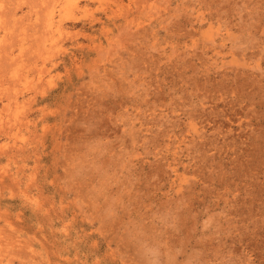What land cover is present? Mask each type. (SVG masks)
<instances>
[{
  "label": "rangeland",
  "instance_id": "rangeland-1",
  "mask_svg": "<svg viewBox=\"0 0 264 264\" xmlns=\"http://www.w3.org/2000/svg\"><path fill=\"white\" fill-rule=\"evenodd\" d=\"M0 264H264V0H0Z\"/></svg>",
  "mask_w": 264,
  "mask_h": 264
},
{
  "label": "bare ground",
  "instance_id": "bare-ground-1",
  "mask_svg": "<svg viewBox=\"0 0 264 264\" xmlns=\"http://www.w3.org/2000/svg\"><path fill=\"white\" fill-rule=\"evenodd\" d=\"M216 88V87H215ZM215 91V90H214Z\"/></svg>",
  "mask_w": 264,
  "mask_h": 264
}]
</instances>
